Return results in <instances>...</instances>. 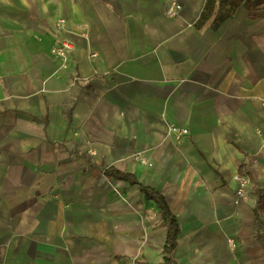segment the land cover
<instances>
[{"label": "crops", "instance_id": "crops-1", "mask_svg": "<svg viewBox=\"0 0 264 264\" xmlns=\"http://www.w3.org/2000/svg\"><path fill=\"white\" fill-rule=\"evenodd\" d=\"M169 1L0 0V264H170L142 187L177 264H264V3Z\"/></svg>", "mask_w": 264, "mask_h": 264}, {"label": "trees", "instance_id": "trees-1", "mask_svg": "<svg viewBox=\"0 0 264 264\" xmlns=\"http://www.w3.org/2000/svg\"><path fill=\"white\" fill-rule=\"evenodd\" d=\"M242 1L244 0H205L204 7L196 25L198 27H203L204 25L211 23L214 28L219 27L222 22L234 15ZM261 3H264V0H247L246 7L252 10ZM251 16L253 17L254 15ZM103 172L110 178L113 177L128 180L133 185L139 184L132 175L124 174L113 168H105L103 169ZM142 191L147 197L154 199L161 208L162 225L168 228L167 245L165 247L166 263L177 264L174 258V251L181 231L177 217L172 212L162 194L148 187H142ZM262 214H264V193H260L257 200L256 221L258 226L261 225L262 220L260 217Z\"/></svg>", "mask_w": 264, "mask_h": 264}, {"label": "built area", "instance_id": "built-area-1", "mask_svg": "<svg viewBox=\"0 0 264 264\" xmlns=\"http://www.w3.org/2000/svg\"><path fill=\"white\" fill-rule=\"evenodd\" d=\"M183 5L180 0H170L168 2V5L166 7L165 13L169 17H175L178 16L180 11L182 10ZM64 20H60L57 22V28L63 29L64 28ZM73 50V44L70 41H63V43L55 50V55L63 60V63L68 60L69 53ZM96 54H93V56ZM179 134H188L189 130L187 128H175ZM143 162H148L147 159H143ZM235 180L238 183V187L235 194V203H239L242 200H246L248 198V187L251 183V180L246 177L242 176L240 174H237L235 176ZM231 243H233L232 240H230Z\"/></svg>", "mask_w": 264, "mask_h": 264}]
</instances>
